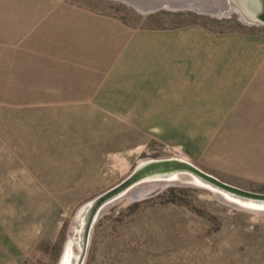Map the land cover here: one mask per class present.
<instances>
[{
    "label": "rangeland",
    "instance_id": "obj_1",
    "mask_svg": "<svg viewBox=\"0 0 264 264\" xmlns=\"http://www.w3.org/2000/svg\"><path fill=\"white\" fill-rule=\"evenodd\" d=\"M204 3L223 14L0 0V264H59L80 207L143 160L183 158L264 193V123L220 127L209 142L214 115L126 112L128 96L149 93L159 73L134 59V43L195 25L264 26L228 0ZM85 264H264V211L188 177L149 183L106 208Z\"/></svg>",
    "mask_w": 264,
    "mask_h": 264
},
{
    "label": "crops",
    "instance_id": "obj_2",
    "mask_svg": "<svg viewBox=\"0 0 264 264\" xmlns=\"http://www.w3.org/2000/svg\"><path fill=\"white\" fill-rule=\"evenodd\" d=\"M241 28L195 25L134 43V59L159 73L147 80L156 83L149 93L128 96L126 112L214 115L206 127L209 142L220 127L264 123V26ZM200 133H190V140Z\"/></svg>",
    "mask_w": 264,
    "mask_h": 264
},
{
    "label": "water",
    "instance_id": "obj_3",
    "mask_svg": "<svg viewBox=\"0 0 264 264\" xmlns=\"http://www.w3.org/2000/svg\"><path fill=\"white\" fill-rule=\"evenodd\" d=\"M228 2L242 11L245 22L264 25V0ZM181 177H188L193 184L212 190L242 209L264 211V193L229 184L186 159L172 157L143 160L120 183L80 207L59 264L86 263L95 226L109 205L140 186L153 182H175Z\"/></svg>",
    "mask_w": 264,
    "mask_h": 264
},
{
    "label": "bare ground",
    "instance_id": "obj_4",
    "mask_svg": "<svg viewBox=\"0 0 264 264\" xmlns=\"http://www.w3.org/2000/svg\"><path fill=\"white\" fill-rule=\"evenodd\" d=\"M127 1L133 2L139 9L143 11L149 10V7L152 9H156L160 7H168L172 9H191L192 8L199 12H207V13H213V14L217 13L218 15L223 14L221 9L215 11L211 9L210 6H208L209 4L207 3L203 4V0H157L154 2L153 5L151 4L153 3L152 0H127ZM75 253L76 254L78 253L77 248L75 249Z\"/></svg>",
    "mask_w": 264,
    "mask_h": 264
}]
</instances>
